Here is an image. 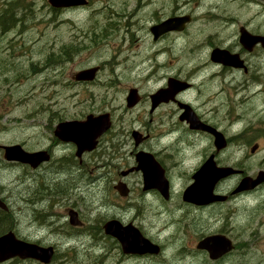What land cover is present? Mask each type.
Here are the masks:
<instances>
[{
  "label": "rangeland",
  "instance_id": "374dc122",
  "mask_svg": "<svg viewBox=\"0 0 264 264\" xmlns=\"http://www.w3.org/2000/svg\"><path fill=\"white\" fill-rule=\"evenodd\" d=\"M4 1L0 0V10ZM17 1L18 9L27 7L23 24L0 32V64L14 65L0 67L4 71L0 75V145L18 143L27 151L49 149L51 160L31 169L6 161L0 149V191L13 218L11 230L21 240L53 246L55 258L49 264H196V258L185 256L188 248L184 246L199 238L200 211L181 205L179 196L194 163L185 161L179 166L175 153L170 157L173 195L169 201L152 192L141 193L142 179L136 173L125 179L128 196H118L112 185L119 178L118 171L132 165L133 129L156 135L147 146L169 144L166 135L158 137L167 129L158 127L155 115H150L148 98L163 85L166 74L188 77L194 83L183 96L197 106L202 104L203 116L216 121L227 137V147L216 157L218 165L238 167L249 175L264 169V110L252 114V108L264 106V95L252 92L264 88L253 83L235 93L238 80L264 79L262 56L250 58L247 76L209 60L216 46L237 51L240 25L264 33V0H173L175 9L177 2L184 4L182 10L192 20L182 33L156 41L147 29L151 24L148 10H167L165 0L138 11L135 0H90L88 7L63 11L52 8L47 0ZM58 53L68 57L58 63ZM92 66L99 67L93 81L73 80L74 73ZM133 87L141 101L127 108L125 97ZM103 112L110 114V130L79 163L75 146L56 140L53 129L59 121ZM240 114L242 119L237 121ZM174 136L181 137L177 144H187L181 127ZM209 144L211 139L202 137V151ZM234 183L230 177L222 185ZM44 186L61 192L43 193ZM69 208L78 212L81 228L69 225ZM227 208L232 209L225 218L228 234L238 246L248 245L246 260L237 263L264 264V200ZM208 217L202 222V235L220 226L214 216ZM112 218L132 222L150 240L163 245V253L149 263L123 258L117 242L102 230V224ZM0 264L41 263L11 259Z\"/></svg>",
  "mask_w": 264,
  "mask_h": 264
},
{
  "label": "water",
  "instance_id": "95a60500",
  "mask_svg": "<svg viewBox=\"0 0 264 264\" xmlns=\"http://www.w3.org/2000/svg\"><path fill=\"white\" fill-rule=\"evenodd\" d=\"M53 8H65L71 6L83 5L85 0H47ZM189 15L172 16L163 21L152 25L149 30L153 40H157L163 34L169 31H181L185 24L189 22ZM238 41L241 46L250 51L256 44L264 48V35L252 34L243 26L239 28ZM209 58L213 63L233 68H243L244 62L238 53H232L226 48L214 47L209 53ZM98 66L81 69L73 74L75 81H91L95 78ZM189 83L176 78L169 77L166 86L158 89L149 95L150 109H153L161 102L175 100V95L188 88ZM140 100L136 88H130L125 97L126 107L135 106ZM182 108L179 118L188 123L190 128L202 129L213 136V144L216 150L224 148L227 144L226 138L222 132L214 127L200 122L192 108L186 103H178ZM109 114L107 112L97 115L87 114L82 120H64L59 121L54 129L53 135L60 141L71 142L75 145V156L80 157L83 152L91 151L96 147L97 139L110 127ZM134 144L141 141V134L137 131L131 133ZM256 147V146H255ZM253 147L251 151L255 149ZM3 157L7 161L27 164L36 168L42 162L50 159L49 153L45 149L26 151L20 144L1 145ZM136 165L125 171L122 175L132 170H140L142 174L143 190L157 189L164 197H168V181L164 176V170L161 165L154 159L150 152L138 151L135 154ZM241 170L231 166H216L213 155L210 154L202 165L192 174L193 181L182 193V200L194 204H208L215 200H223L225 197L214 194L215 184L230 175L241 173ZM264 181V171L259 170L255 177L244 175L239 180L233 190L234 193L253 189L255 186ZM114 188L121 196H126L128 188L125 183L119 181ZM6 203L0 197V209L7 210ZM68 222L72 226H80L82 222L78 213L74 209L67 212ZM105 234L115 238L123 253L143 255L145 253L158 254L159 246L152 243L144 237L139 229L132 223L122 224L117 219H109L102 225ZM230 239L221 234L209 235L199 240L197 247L206 250L210 259H216L231 248ZM54 249L52 246H40L36 243L27 242L16 237L12 230L0 235V262L11 258L32 259L42 264H49L52 260Z\"/></svg>",
  "mask_w": 264,
  "mask_h": 264
},
{
  "label": "flooded vegetation",
  "instance_id": "af4514ba",
  "mask_svg": "<svg viewBox=\"0 0 264 264\" xmlns=\"http://www.w3.org/2000/svg\"><path fill=\"white\" fill-rule=\"evenodd\" d=\"M165 1H166L165 3H166V9L167 10H162V11H158V12L155 11L153 13L152 11H149L147 9L148 13H151V20L149 21V23H151L150 25L159 23L164 18L166 19V18L175 16V15H181V14L188 13V12L182 10V7L184 4L178 5V2H177L176 4L178 7H177V9H175V6L173 4V0H165ZM155 2H157V0H135L136 11H138L141 8L145 9V7H147V6L152 7V5ZM89 5H90V0H86V3L84 5L73 6V7H70L69 9H78V8H82L85 6L88 7ZM161 8H164V6H162ZM57 10L63 11L64 9L59 8ZM139 13L140 12H138L137 15L132 16L134 18V19H132V21L136 20L139 17ZM158 13L162 14L161 18L159 17ZM188 14H190V13H188ZM119 16H121V14H119ZM129 16H131V15H129ZM190 17L192 20L191 14H190ZM140 28L144 29V27H140ZM147 29L149 31V28H147ZM246 29L248 30V28H246ZM248 31L251 32L252 34L264 35V33L261 31H255V30H253V31L248 30ZM174 33H176V32H173V31L168 32V33L160 36L159 39L168 37L170 34H174ZM177 33H182V32H177ZM227 49L230 50L229 48H227ZM230 51L238 53L240 58H242V60L244 62L243 68H240V69L230 68V69H232L233 71L240 72L241 74H243V76H247L250 73V62H252V60L250 58L252 56L258 54V55H261L263 60H264V48H262L259 44H256L250 51H247L246 49H244L240 44H239L237 51H233V50H230ZM255 52H257V53H255ZM218 66H221V65H218ZM221 67L228 68L227 66H221ZM169 77L177 78L180 80H185V81L189 82V84H190V86L188 88L178 92L175 95V100H169L167 102L160 103L159 105L156 106V108L150 114L152 116L155 115V120H156V124L158 127L165 125L167 130L163 129L162 131H164V132L158 133V137L159 136L164 137L166 135L169 144L161 145V146H163V148H159L157 146H154V147L153 146H147L146 144L149 142V140L155 138L156 135L155 134L150 135L147 130H144L143 132L140 131V133L142 134L140 143L135 145V146L133 145V148L129 151L130 155H131L130 158H132V162H131L132 165H134V163H135L134 162L135 152L139 151V150H143V151L150 152L153 155L154 159L162 166V168L164 170V176L166 177V179L168 181V189H169L168 197L163 198L161 196V194L158 192V190H156L154 188L147 190V191H144L141 189L142 190L141 193L152 192L154 195H156L162 201H169L171 198V195H173V179L171 178V176L169 174V171H170L169 170V162H170L169 160H170V157H172L174 155V153L177 157V160L175 162L178 163L179 166L183 165L185 163V161L194 163L195 164V168L193 169V172H194L195 170H197V168H199L202 165V162L210 154L213 155L214 161L217 164L216 157L222 151V150L214 149V147L212 145V136L210 133L203 131L202 129L190 128L188 123H186L184 120H181L179 118L183 109L178 106V103L179 102L180 103H186L192 108V110L194 111V113L196 114V116L198 117V119L200 120L201 123L203 121V122H205L211 126H214L217 129H219V126L216 123V121H214L212 119L205 118L203 116L202 104L197 106L194 104V100L187 99L185 96H183L193 88L194 83L191 82L188 77L180 78L179 76H176L174 74H172V75L166 74L163 76L164 82H163V85L160 87L165 86V83ZM237 83L238 84L236 85V88H235L236 94L242 93L244 90L248 89L250 87V85L253 83H255L256 85H259L261 88H264V79H257V80L254 79L252 81V83L247 79H243V80H238ZM160 87H158V88H160ZM233 87H234V85H233ZM252 93H253L252 95H254V96L258 95V97H260V96L264 95V89H259L258 91H253ZM248 98H250V97L247 95L246 99H248ZM161 109H163V111L159 112ZM252 110H253L252 114L261 113L264 110V106H261L257 110L252 108ZM241 116H242L241 114L238 115L236 120L239 121L240 119H242ZM172 125H176L173 128L174 131H169V129ZM180 127L183 129V132L186 135V137H188V139H187L188 142H186L187 144L185 146L181 145V144H177L178 142H181L180 136H178V137L174 136L173 137L174 132L176 133ZM202 137H206V138L211 139V144H209L207 149L204 151H202ZM157 142H159V139H157ZM168 148H169V150H172L173 153L170 152L169 150H167ZM162 151H163V153H162ZM132 165H130V166H132ZM120 170L118 171V175H117L118 177H120V174L123 171V170H121V171ZM131 173H136V174L141 176L139 171H134ZM192 173L189 175V178L187 177L188 181H187V184L184 185L183 189L192 181ZM129 174L130 173L126 174V176L122 178L124 180V182H125L126 177ZM254 175H252V176H254ZM230 177H234L235 183L232 186H230V185L223 186L222 182H224L226 179H228ZM230 177L219 181L214 187V192L216 194L225 197L223 200H215V201H212L208 204L197 205V204L182 200V192L179 194L180 199H181V205L191 207L194 209H198L200 211L199 222H198V223H200L199 238L197 239V241L193 242V244L184 246L185 248H188L187 252H186L187 254L185 256H187V257L190 256V259L196 258L198 260L197 262H195L196 264H208V263L209 264H239V262L237 263V261L246 260V257H244V254L247 253L246 248L248 247V245L238 246L237 245L238 242L234 241L230 237V235L228 234L229 230H226V228H225V224H227V221L225 220L226 214H228L232 210L231 208H227V206L233 207L234 205H236L238 203H246L247 204V202L250 200H260V199L264 200V182L260 183L259 185H257L255 188H253L251 190L234 193L233 190H234L236 184L238 183V181L240 180L241 176H239V174H235V175L230 176ZM120 178H117L116 181L121 180ZM129 192H130V189H129ZM115 193H116V191H115ZM122 198H124V197H122ZM208 216H214V220H216L218 223H220L219 228L213 233L224 235L228 239H230V241H231L230 242L231 248L216 259H210L207 252L202 249V246L200 248L197 247V243L199 240H202V237L209 235V234H213V233H208V234L203 233V235H202V222ZM158 246H159L160 250H159V253L156 255H152V254H148V253H145L143 255L123 254L122 252L121 253L123 254V256H122L123 258H127V259L129 258L131 260H147L149 263V261H153V259H156V257H158L159 255H161L163 253L164 246L161 244H158ZM184 247H182V248H184ZM235 253H237L238 255H235ZM254 259H256V258H254ZM257 259H259V258H257ZM152 264H154V263H152Z\"/></svg>",
  "mask_w": 264,
  "mask_h": 264
},
{
  "label": "trees",
  "instance_id": "16d2710c",
  "mask_svg": "<svg viewBox=\"0 0 264 264\" xmlns=\"http://www.w3.org/2000/svg\"><path fill=\"white\" fill-rule=\"evenodd\" d=\"M19 4L20 3L17 0H5L4 1L2 8L0 10V32L8 30V29H13L20 22H21V24H23L24 16H25L24 13L27 12V7L23 8V9H18ZM59 54H61V53H58L55 56L56 62H58V63L68 57L67 54H65L64 56L62 55V57ZM57 57L60 60H57ZM50 60H51V56H48V61H50ZM0 67L1 68H12V67H14V65H12L11 67H8V63H7V64H0ZM2 74H4V71L2 69H0V75H2ZM46 186H48V185H46ZM46 190H49V192H53L55 194H58L61 192V190H58L56 187L54 190H52L51 187H49V188L46 187L45 193H46ZM11 219H13V218L11 216L10 209L8 211L0 210V234L4 233L5 231H7L9 229H12L13 224H12ZM89 227H91V225ZM54 258H55V256L53 257V259Z\"/></svg>",
  "mask_w": 264,
  "mask_h": 264
},
{
  "label": "bare ground",
  "instance_id": "6f19581e",
  "mask_svg": "<svg viewBox=\"0 0 264 264\" xmlns=\"http://www.w3.org/2000/svg\"><path fill=\"white\" fill-rule=\"evenodd\" d=\"M43 187V186H42ZM45 187V186H44ZM46 188V187H45ZM52 191V190H51ZM43 193H45V192H43ZM47 193V192H46Z\"/></svg>",
  "mask_w": 264,
  "mask_h": 264
}]
</instances>
